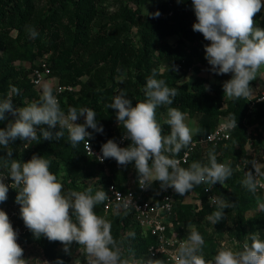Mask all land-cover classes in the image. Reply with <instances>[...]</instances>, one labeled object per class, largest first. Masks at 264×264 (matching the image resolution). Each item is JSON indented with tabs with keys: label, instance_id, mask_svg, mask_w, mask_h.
Returning <instances> with one entry per match:
<instances>
[{
	"label": "trees",
	"instance_id": "16d2710c",
	"mask_svg": "<svg viewBox=\"0 0 264 264\" xmlns=\"http://www.w3.org/2000/svg\"><path fill=\"white\" fill-rule=\"evenodd\" d=\"M107 2L0 0V94L5 97L17 95L12 91L15 87L20 90L18 95L27 97V104L38 102L41 94L36 90L38 87L34 84L32 73L39 66L37 61L43 59L50 67V77L56 76L61 85L76 89L60 96V106L65 114L69 107H88L96 112L97 123L103 126L104 131L96 133L90 128L87 130L93 133L94 138L90 142L101 149L109 139L116 142L124 135L123 126L116 119V110L105 106L112 102L120 90L127 93L133 106L143 101L146 79L155 69V78L165 80L169 87H175L178 91L172 105L160 106L156 110L157 120L165 135L170 132V127L165 123L167 119H164L168 107L178 108L185 117L197 123L199 132L194 135L197 138L213 133L220 118L236 116L237 128L233 132L231 144L221 149H209L207 158L199 154L193 161L207 164L209 152L214 151L218 163L227 161L233 169L232 176L223 185L217 183L212 186L214 193L236 204L235 208L224 210L225 218L215 224L216 231L221 235L220 232L226 228L231 236L241 241L249 233L258 232L260 238L264 239V211L258 209V195H253L242 185L243 178L233 167L235 159L246 153V120H249L255 131L260 130L257 146L261 147L264 140V107L259 105L254 118H250V100H233L224 96L223 83L231 79V74L217 75L211 71L204 50L209 43L192 27L196 22L192 0H134L136 8L126 7L127 19L119 24L108 14ZM149 3L155 5L153 13H145L144 6ZM157 11L160 13L158 17L154 16ZM169 12H173V16L162 17V14ZM254 19L256 26L264 28L263 8ZM28 27L37 30V38H29ZM135 28L136 36L132 35ZM173 38L176 40L170 43L169 40ZM18 63H29L31 67L18 66ZM194 72L200 74L199 77L192 82L186 80ZM203 73L213 76L216 82L211 83ZM52 91L55 94V90ZM20 104L24 106L22 101ZM36 127L38 135L40 127L48 128L47 125ZM48 130L53 133L51 140L40 139L38 143L25 140L29 145L28 160L33 155L49 159L50 171L63 184L65 194L88 188L92 189L93 194L101 189L106 192L107 186L112 183L123 189L132 180L138 179L134 162L121 166L109 158L106 160L109 172H106L104 164L85 154L83 142L76 147L70 144L67 130L59 140L55 139V133L61 130L59 125ZM0 157L8 158L3 146H0ZM11 159L21 161L14 152ZM0 173H3V183L8 187L7 200L0 203V210L8 214L14 230L19 233L17 240L22 243H17L23 248V253L28 247L35 246L51 264L57 260L71 264V250L80 245L74 241L66 252L65 246L59 241H49L44 236L36 238L20 215L21 206L16 202L18 189L12 186L14 182L9 172L0 168ZM203 186L201 184L185 194L193 192L202 200L203 207L199 212H196L195 206L182 202H178L177 209L184 224L197 225V231L205 241V259L210 260L217 253L219 245L214 236L208 235L200 224L208 222L207 216L216 208L208 205ZM159 189L162 188L158 181L151 185L152 193ZM185 195L180 196V200H184ZM103 204L94 210L111 222V234L117 241H123L122 250L125 254L131 248L137 260H164L151 256L150 249L156 244V238L143 232L132 213H106ZM252 209L256 210V214L249 219L246 214Z\"/></svg>",
	"mask_w": 264,
	"mask_h": 264
},
{
	"label": "clouds",
	"instance_id": "9594fccd",
	"mask_svg": "<svg viewBox=\"0 0 264 264\" xmlns=\"http://www.w3.org/2000/svg\"><path fill=\"white\" fill-rule=\"evenodd\" d=\"M192 6L196 17L193 30L210 42L204 50L211 71L217 75L231 74V79L223 83L224 96L233 100H250L254 94L250 82L257 79L264 67V28L256 26L254 19L264 8V3L262 0H192ZM159 15L158 11L154 14ZM27 32L31 39L39 35L34 27H28ZM156 75L154 69L147 77L145 99L136 102L135 106L124 90L105 106L116 110V119L124 129L123 139L131 143L120 147L109 139L101 146L102 155L97 158L101 163L111 158L121 166L134 162L141 189L158 181L162 189L171 188L184 196L201 184L208 186L205 191L217 183L223 185L232 176L233 169L230 163H218L214 151L209 152L207 164L193 161L187 168L175 158L192 144L194 130L185 123L183 112L168 107L165 123L170 132L164 134L156 110L160 106L172 105L178 91L169 87L165 80L155 78ZM120 80L122 83L123 77ZM12 91L18 95L20 90L13 87ZM6 112L12 113L16 119L6 130L0 129V146L5 148H8L9 141L17 138L37 143L40 139L51 140L53 133L48 129L59 125L61 130L55 133V139L64 137L67 130V139L73 147L83 142L90 151L89 141L94 137L87 129L96 133L104 131L91 108L69 107L65 114L48 86L44 87L38 102L22 107L14 108L11 98L0 100V121L5 119ZM80 117H84V123L76 122ZM43 125L48 128L40 127L38 135L36 126ZM224 127L237 128L236 116L232 115ZM195 131L198 133L199 129ZM11 156L12 151L8 149V158L0 157V168L7 169L14 182L12 186L18 189L16 202L21 206L20 215L36 238L44 236L49 241H59L66 252L72 242H77L87 264H166L162 259L137 260L131 248L125 254L123 241H117L111 234V222L94 210L109 198L103 189L94 194L91 188L65 194L63 184L50 171L49 159L33 155L27 162H21ZM251 163L255 175L252 171L246 172L242 185L255 195L258 188H264L261 182L264 173L259 171L256 161ZM7 192L3 173H0V203L7 200ZM256 202L258 209L264 211V202L259 196H256ZM209 203L216 208L206 218L213 225L225 218V209L236 207L235 202L222 197H210ZM124 206H128L127 202ZM187 228V238L179 243L170 257L173 264H264V239L259 233H249L236 248L222 246L209 260L204 256L203 236L195 225L188 224ZM17 239L18 233L8 214L0 210V264H27ZM55 264L64 262L57 260ZM75 264L81 262L76 260Z\"/></svg>",
	"mask_w": 264,
	"mask_h": 264
},
{
	"label": "built area",
	"instance_id": "2783aa9c",
	"mask_svg": "<svg viewBox=\"0 0 264 264\" xmlns=\"http://www.w3.org/2000/svg\"><path fill=\"white\" fill-rule=\"evenodd\" d=\"M173 16V12L168 14H162V17ZM210 43L209 41H207ZM51 76V70L47 63L39 64L32 73V79L36 87L43 85L45 80ZM76 89L72 86H63L58 84L55 88V96L60 102V96L66 92H74ZM250 118H254L257 107L262 105L264 107V91L260 92L254 97H250ZM229 122L228 118H220L217 128L213 133L206 135L205 137L193 136V142L187 148L182 149L181 153L175 158L180 160L182 167L189 166L196 156L201 154L202 157L207 158V152L209 149H221L228 147L233 139V129H227L224 127ZM245 126L247 128V146L245 155L235 159L234 171L240 174L244 179L246 172L252 171L255 175V169L251 161L257 162V167L261 173H264V164L259 160L258 153L255 147L254 133H252L253 127L249 124V120H246ZM124 136V135H123ZM120 137L116 143L120 147H127L131 141ZM89 149L84 144V152L88 157L95 158L99 163L100 160L97 157L102 155L101 149L94 147L89 141ZM92 153V154H91ZM106 160L101 164L105 165V171L109 172L106 167ZM221 163H227L223 161ZM261 182L264 183V177H261ZM153 182L152 184H154ZM204 185V184H203ZM207 185L203 186V190L207 195V203L213 208L215 205L209 203L210 197H220L213 192V187L210 190L205 191ZM106 193L109 198L104 202V210L106 213H132L141 229L146 234H151L156 238V244L150 249V254L153 258L162 257L166 264H173L170 260L171 255L175 249L179 246L182 240H185V234L188 233L187 225L180 220V215L177 209L178 202H182L185 205H193L196 208V212H199L203 203L195 193L185 195L184 200H180V195L173 189H159L154 193L151 191V186L147 189H141L138 185V179L132 180L128 187L120 189L116 183H112L107 186ZM194 194V196H192ZM256 194L264 202V188H258ZM190 199L191 201H188ZM127 202L128 206L124 204Z\"/></svg>",
	"mask_w": 264,
	"mask_h": 264
},
{
	"label": "rangeland",
	"instance_id": "374dc122",
	"mask_svg": "<svg viewBox=\"0 0 264 264\" xmlns=\"http://www.w3.org/2000/svg\"><path fill=\"white\" fill-rule=\"evenodd\" d=\"M262 3H264V0H262ZM107 6L109 7V12L108 14L111 16V18L113 20L116 21V23H122L123 21H125L127 19V11H126V7L128 8H136V3L134 2V0H108L107 2ZM145 9V13H153L155 11V5L154 4H146L144 6ZM264 9V8H263ZM137 34V29H133L132 30V35L136 36ZM176 40V38L170 39L169 42L173 43ZM136 41H138V39H136ZM0 57H1V51H0ZM92 57H89V59H91ZM43 59H39L37 61V64H42L45 63ZM18 66H22L25 68H30L31 65L29 63H18ZM135 71V70H133ZM200 74L194 72L191 73L190 76L186 79L189 81H194L197 79V77H199ZM204 76H207L210 80L211 83L216 82V80L214 79L213 76L209 75L208 73H203ZM264 80V67H262L260 69V72L258 73V77L256 80L252 81L251 83L254 84L256 82V86L258 84V82H260ZM60 84V79L56 76L50 77L48 79L45 80V82L43 83L42 86L36 88V90L42 95L43 89L45 86L51 87V89L55 90L56 86ZM255 94V93H254ZM11 98L13 101V107L14 108H18V107H22L20 102L22 101L23 104H27L28 99L25 96H21V95H14V94H10L7 97L3 96V94H0V100L3 99H8ZM16 117L12 115V113L10 112H6L5 113V119L0 121V129H4L6 130L8 128V125L10 123H13L15 121ZM164 119H168L167 113L164 115ZM77 123H84V117L82 119H79L76 121ZM185 123L194 130V134L195 135V128H196V122L188 117H185ZM252 133H254V140H255V147H256V151L258 153V157L259 160L261 162H263L264 164V140L261 143V147L258 148L257 146V142H259L260 136L258 134H260V130L257 129L256 131L254 129H252ZM264 137V136H263ZM10 144L8 145V148H5V152H8V149H11L12 152L16 153L17 156L21 159V162H27L28 161V143L25 142V140H21L19 138L15 139L12 142H9ZM192 196H194V194H192ZM188 201H191L190 199H188ZM256 214V210L252 209L251 211H249L246 216L247 218H252L254 215ZM201 227L202 229L205 230V232L208 235H212L214 236V238L216 239L218 245H219V249L222 246H229V247H233L236 248L238 245H242L243 241L239 240L237 237H233L230 235V233L228 232V230H222L221 235L216 231V227L215 224H211L209 221L208 222H201ZM196 229H197V225H195ZM230 229H232V231H234V228L230 227ZM258 233V232H257ZM19 234V233H18ZM260 236V235H259ZM18 241V240H17ZM19 242V241H18ZM19 243H22L21 241ZM28 247L25 250V253H23V259L27 260V264H45V262H47V264H51L49 261H47L44 256L42 255L41 251L39 250V248L35 247L31 248ZM71 254H72V262L71 264H75L76 260H79L82 263L87 262V258L84 255L83 251L80 250V246H76L73 247L71 250Z\"/></svg>",
	"mask_w": 264,
	"mask_h": 264
},
{
	"label": "crops",
	"instance_id": "0c3cea01",
	"mask_svg": "<svg viewBox=\"0 0 264 264\" xmlns=\"http://www.w3.org/2000/svg\"><path fill=\"white\" fill-rule=\"evenodd\" d=\"M252 88L254 89V93H255V94H253L252 97H254L257 94H259L260 92L264 91V80L261 81V79H260V82H258L257 86H256V82H255L254 84H252ZM196 129H197V123H196L195 130ZM195 134H196V131H195Z\"/></svg>",
	"mask_w": 264,
	"mask_h": 264
}]
</instances>
